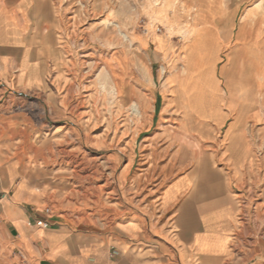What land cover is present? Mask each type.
Listing matches in <instances>:
<instances>
[{"label":"rangeland","instance_id":"374dc122","mask_svg":"<svg viewBox=\"0 0 264 264\" xmlns=\"http://www.w3.org/2000/svg\"><path fill=\"white\" fill-rule=\"evenodd\" d=\"M52 1L45 92L20 120L27 132L12 137L21 141L14 155L48 185L50 202L43 208L64 213L73 227L108 232L129 209L153 205L169 183L201 161L231 171L223 157L225 129L209 130L220 121L187 120L178 86L170 85L177 66L181 72L187 67V39L172 37L168 19L181 27L218 30L223 47L216 75L227 98L221 72L230 55L238 51L246 59L251 49H264V0ZM151 11L165 24L154 22ZM153 37L158 47H166L163 52ZM83 43L94 59L82 57ZM196 60L206 68L205 56ZM85 61L97 64L82 65ZM107 68L114 69L115 81ZM242 69L246 87L248 61ZM243 127L252 131L248 139L254 145L239 187L244 254L252 261L264 255V104Z\"/></svg>","mask_w":264,"mask_h":264},{"label":"crops","instance_id":"0c3cea01","mask_svg":"<svg viewBox=\"0 0 264 264\" xmlns=\"http://www.w3.org/2000/svg\"><path fill=\"white\" fill-rule=\"evenodd\" d=\"M52 3L0 0V264H264V255L252 262L244 254V193L239 189L242 168L254 154L248 139L252 131L243 125L264 104V49H251L246 59L238 51L230 55L221 72L225 98L216 75L223 47L218 30L181 27L170 19L172 37L187 39V67L181 72L177 66L170 85L177 82L187 120L220 121L209 130L225 129L223 157L231 171L201 161L169 183L153 205L129 209L108 232L73 227L64 213L52 209L48 229L28 226L44 217L49 188L14 155L21 141L12 137L27 132L20 120L45 92L53 39L45 29L55 20ZM151 13L154 22L165 24L156 11ZM152 41L158 51L166 49ZM196 46L206 57L202 70L193 61ZM86 50L80 51L82 57L93 53ZM121 55H113V68ZM244 61L249 63L246 87L240 78ZM113 68L109 76L115 81ZM227 111L236 117L231 120Z\"/></svg>","mask_w":264,"mask_h":264},{"label":"built area","instance_id":"2783aa9c","mask_svg":"<svg viewBox=\"0 0 264 264\" xmlns=\"http://www.w3.org/2000/svg\"><path fill=\"white\" fill-rule=\"evenodd\" d=\"M43 212H44V217H42V219L31 221L28 223V226L37 227L40 229H48L50 227V223L47 218L51 215L52 210L51 208H45ZM18 256L22 262L25 261V255L23 253H19Z\"/></svg>","mask_w":264,"mask_h":264},{"label":"bare ground","instance_id":"6f19581e","mask_svg":"<svg viewBox=\"0 0 264 264\" xmlns=\"http://www.w3.org/2000/svg\"><path fill=\"white\" fill-rule=\"evenodd\" d=\"M168 28V27H167ZM124 39H127V36L126 35H124ZM79 48L81 49V50H85L86 48H87V46L83 43L81 46H79ZM194 52H195V50H194ZM196 54V56L198 57V59L199 58H201V56H202V58L205 56L200 50L199 51H197V53H195ZM94 53H89V54H85V55H83V58H89V59H94L93 57H94ZM93 56V57H92ZM194 56V55H193ZM196 56H194L193 57V61L196 63H198V61L196 60ZM87 62L88 63H93L94 64V62H95V65L97 64V62L96 61H85V62H83L82 64L83 65H89V64H87ZM108 64H109V61H106L105 63H104V67H103V70L105 69V66L107 65L108 66ZM95 65H90V66H95ZM107 70V72L109 71L110 72V69H106ZM106 72V73H107ZM105 73V74H106ZM108 74V73H107ZM192 82V81H191ZM177 83V82H176ZM72 91V90H71ZM70 93V92H69ZM81 104H82V102H79V104L75 107V109H77V108H79L80 106H81ZM135 113H137L136 111H135ZM192 123V122H191Z\"/></svg>","mask_w":264,"mask_h":264}]
</instances>
